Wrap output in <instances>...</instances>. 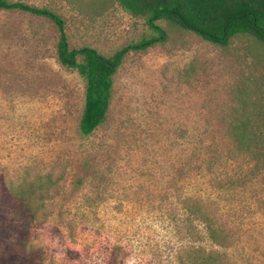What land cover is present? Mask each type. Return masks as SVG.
<instances>
[{
    "label": "rangeland",
    "instance_id": "obj_1",
    "mask_svg": "<svg viewBox=\"0 0 264 264\" xmlns=\"http://www.w3.org/2000/svg\"><path fill=\"white\" fill-rule=\"evenodd\" d=\"M9 1L52 11L70 48L105 57L154 36L116 0ZM157 25L166 41L124 57L105 121L82 136L85 83L58 63L55 26L0 12V264H198V249L264 264V138L238 152L228 136L239 120L264 135V45Z\"/></svg>",
    "mask_w": 264,
    "mask_h": 264
},
{
    "label": "trees",
    "instance_id": "obj_2",
    "mask_svg": "<svg viewBox=\"0 0 264 264\" xmlns=\"http://www.w3.org/2000/svg\"><path fill=\"white\" fill-rule=\"evenodd\" d=\"M119 6L134 17L143 18L154 36L130 44L105 57L95 49L69 47L64 20L52 11L20 2L0 0V12H20L50 21L58 32L56 56L58 63L75 70L84 80V106L79 120L82 136L91 135L104 121L109 110L113 77L129 52L144 51L167 39L157 22L165 21L202 40L226 47L236 36H249L264 45V0H116ZM248 123L239 120L229 131V138L238 152H247L251 143L262 141L261 131H248ZM23 193L18 197H30ZM8 199L17 200L9 195ZM15 216L34 221V214L15 208ZM197 221L203 225L208 240L223 247L225 229L218 224L212 210L198 209ZM198 264H224L225 256L216 251L198 249Z\"/></svg>",
    "mask_w": 264,
    "mask_h": 264
}]
</instances>
